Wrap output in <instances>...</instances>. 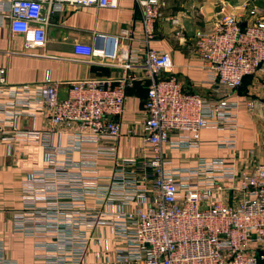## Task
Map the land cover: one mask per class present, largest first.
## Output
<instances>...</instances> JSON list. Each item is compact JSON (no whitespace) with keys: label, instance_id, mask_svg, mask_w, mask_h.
Returning <instances> with one entry per match:
<instances>
[{"label":"built area","instance_id":"1","mask_svg":"<svg viewBox=\"0 0 264 264\" xmlns=\"http://www.w3.org/2000/svg\"><path fill=\"white\" fill-rule=\"evenodd\" d=\"M137 2L144 50H127L125 75L71 79L67 96L60 97L59 80L12 83L0 67V139L10 156L18 140H35L45 157V165L22 181L13 229L34 240L32 264H89L100 225H109L121 264H264V160L242 168L224 157H199L193 165L172 167L164 148L199 147L202 130L216 127L230 131L217 146L236 152L243 101L238 87L264 69V7L247 1L196 33V54L214 90L205 96L184 89L169 51L148 46L165 0ZM79 5L116 8L118 0H11L12 30L42 46L52 16ZM120 36L133 39L134 31L123 28ZM99 37L97 47L76 43L75 53L117 58L119 36L111 37V47ZM135 64L150 82L140 126L124 130L133 83L128 71ZM39 109L46 110L47 124L22 128L24 114ZM125 134L140 139L133 156L120 154ZM0 264H18L1 240Z\"/></svg>","mask_w":264,"mask_h":264},{"label":"crops","instance_id":"2","mask_svg":"<svg viewBox=\"0 0 264 264\" xmlns=\"http://www.w3.org/2000/svg\"><path fill=\"white\" fill-rule=\"evenodd\" d=\"M247 1L264 7V0H165L163 17L155 22V36L148 46L172 54L173 74L181 80L186 91L211 96L214 93L213 84L195 50L196 33L211 29L223 12H239ZM10 3L11 0H0V67L6 68L9 82L36 84L50 76L60 81L59 96L66 97L71 79L92 76L118 78L126 74L127 50H144L142 9L137 0H118L116 8L65 6L60 13L52 16L47 26L46 42L42 46H31L24 33L12 30ZM175 18H178V25L171 21ZM126 27L134 31L133 39L120 36ZM99 36L105 38L103 43L107 47L112 45L111 37L119 36L117 58L75 53L76 43L97 47ZM128 73L133 76V83L127 88L124 130L134 124L140 126L150 82L149 76L138 64ZM238 91L243 101L237 109L236 152L217 146L216 140L230 133L228 129L207 127L201 132L199 147L174 149L164 146L172 167L193 165L199 157H224L228 164L242 168L264 160V73L261 79H247ZM249 99L253 100L251 107L245 102ZM47 122L46 110L39 109L33 115L24 114L21 126L29 130L43 127ZM175 137L173 134L172 138ZM129 140H133L134 148L126 154L125 143ZM139 142L136 135H123L120 154L133 156ZM14 148L15 153L10 156L7 142L0 139V240L7 257L18 264H32L34 240L14 231L13 218L14 213L22 208L21 187L25 175L45 165L44 149L40 142L30 139L18 140ZM104 170L108 172L109 167ZM93 236L87 257L89 264H121L115 261L116 245L111 240L109 225L98 226Z\"/></svg>","mask_w":264,"mask_h":264},{"label":"rangeland","instance_id":"3","mask_svg":"<svg viewBox=\"0 0 264 264\" xmlns=\"http://www.w3.org/2000/svg\"><path fill=\"white\" fill-rule=\"evenodd\" d=\"M263 4H264V3H263ZM177 19H178V18H177ZM171 21H173V23H175L174 19H171ZM176 24L178 25L179 23L176 22ZM263 73H264V69L261 70V71H257L255 74H253V75H249V76L246 78L245 82H246L247 79H249L250 77H257V78H260V79H261ZM125 144H126V146H125V150H126V152H127L126 154H130V152L133 151V148H134L133 140H131V141L129 140V142H127V143H125Z\"/></svg>","mask_w":264,"mask_h":264},{"label":"trees","instance_id":"4","mask_svg":"<svg viewBox=\"0 0 264 264\" xmlns=\"http://www.w3.org/2000/svg\"><path fill=\"white\" fill-rule=\"evenodd\" d=\"M248 76H249V75H246V76L244 77L242 84L238 87V90H240V88H241V86H243V84L245 85V83L247 82V81L245 82V80H246V78H247Z\"/></svg>","mask_w":264,"mask_h":264},{"label":"water","instance_id":"5","mask_svg":"<svg viewBox=\"0 0 264 264\" xmlns=\"http://www.w3.org/2000/svg\"><path fill=\"white\" fill-rule=\"evenodd\" d=\"M243 25H245L246 23L244 22V23H242Z\"/></svg>","mask_w":264,"mask_h":264}]
</instances>
